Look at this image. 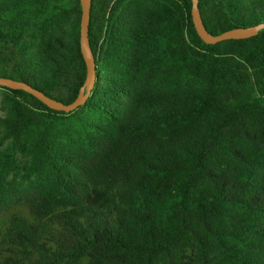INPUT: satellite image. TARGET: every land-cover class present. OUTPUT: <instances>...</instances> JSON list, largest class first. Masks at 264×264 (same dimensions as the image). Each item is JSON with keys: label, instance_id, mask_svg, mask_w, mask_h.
I'll return each mask as SVG.
<instances>
[{"label": "trees", "instance_id": "trees-1", "mask_svg": "<svg viewBox=\"0 0 264 264\" xmlns=\"http://www.w3.org/2000/svg\"><path fill=\"white\" fill-rule=\"evenodd\" d=\"M211 34L264 0H198ZM79 0H0V76L66 104ZM95 79L0 86V264H264V27L205 43L191 0H91Z\"/></svg>", "mask_w": 264, "mask_h": 264}, {"label": "water", "instance_id": "water-1", "mask_svg": "<svg viewBox=\"0 0 264 264\" xmlns=\"http://www.w3.org/2000/svg\"><path fill=\"white\" fill-rule=\"evenodd\" d=\"M79 2L81 6L79 44L86 65V76L83 85L79 89L77 97L72 102L66 104L44 94L42 91L32 87L26 82L15 80L9 77L0 76V86H5L10 89H22L32 94L48 107L65 112L74 110L86 101L90 95L95 79V58L91 51L88 39L91 0H79ZM191 17L197 34L205 43L208 44H213L226 39L247 38L255 35L259 28L264 27V23H260L249 27L232 28L219 34H211L204 26L198 8V0H191Z\"/></svg>", "mask_w": 264, "mask_h": 264}, {"label": "rangeland", "instance_id": "rangeland-1", "mask_svg": "<svg viewBox=\"0 0 264 264\" xmlns=\"http://www.w3.org/2000/svg\"><path fill=\"white\" fill-rule=\"evenodd\" d=\"M0 97H1V90H0ZM0 114H1V112H0Z\"/></svg>", "mask_w": 264, "mask_h": 264}]
</instances>
